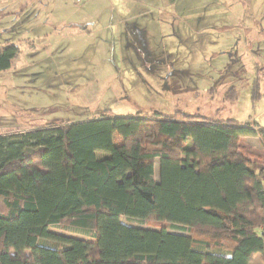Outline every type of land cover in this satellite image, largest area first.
<instances>
[{"label":"trees","instance_id":"obj_1","mask_svg":"<svg viewBox=\"0 0 264 264\" xmlns=\"http://www.w3.org/2000/svg\"><path fill=\"white\" fill-rule=\"evenodd\" d=\"M17 52L0 47V71ZM245 136L264 149L256 123L182 109L0 132V264H264V158Z\"/></svg>","mask_w":264,"mask_h":264},{"label":"rangeland","instance_id":"obj_2","mask_svg":"<svg viewBox=\"0 0 264 264\" xmlns=\"http://www.w3.org/2000/svg\"><path fill=\"white\" fill-rule=\"evenodd\" d=\"M8 42L18 52L0 71V132L104 109H182L264 128V0H0V47ZM230 87L235 96L224 100ZM241 146L264 158L256 136Z\"/></svg>","mask_w":264,"mask_h":264},{"label":"crops","instance_id":"obj_3","mask_svg":"<svg viewBox=\"0 0 264 264\" xmlns=\"http://www.w3.org/2000/svg\"><path fill=\"white\" fill-rule=\"evenodd\" d=\"M245 137H250V136H245ZM262 255L260 253L256 254L253 258V264H262Z\"/></svg>","mask_w":264,"mask_h":264}]
</instances>
